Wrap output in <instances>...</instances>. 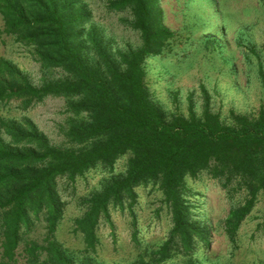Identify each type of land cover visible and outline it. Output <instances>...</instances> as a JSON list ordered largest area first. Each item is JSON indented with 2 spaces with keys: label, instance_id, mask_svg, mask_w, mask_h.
I'll return each instance as SVG.
<instances>
[{
  "label": "trees",
  "instance_id": "obj_1",
  "mask_svg": "<svg viewBox=\"0 0 264 264\" xmlns=\"http://www.w3.org/2000/svg\"><path fill=\"white\" fill-rule=\"evenodd\" d=\"M112 11L129 10L130 26L139 32L141 45L118 51L114 58L90 22L83 0H0L3 32L33 47L45 68H60L67 76L34 85L15 65L0 58V102L29 105L47 96L64 97L74 115L65 132L78 145L62 148L49 142L29 120H0L11 144L0 135V264L16 261L22 232L32 216L45 213V244L29 240L26 264H99L74 255L52 239L62 218L64 202L57 179L74 180L90 169L112 168L127 154L125 172L106 181L84 199L85 212L74 221L83 236L84 253L96 251L97 227L109 219L110 208H123L136 200V188L156 184L171 214L168 239L154 252L160 263L172 250L192 256L196 243L209 244L208 229L193 219L185 198L187 178L206 172L225 188L235 182L246 192L230 208L224 230L235 242L241 222L264 193V105L255 115L230 110V123L212 112L206 90L200 115L190 104L189 114L167 116L151 99L145 82L144 61L160 55L174 36L163 22L159 0H107ZM91 53L93 59L88 58ZM84 114V115H83ZM131 206V204H130ZM136 229V228H135ZM206 247V246H205ZM135 264H150L142 257ZM186 264H197L188 258Z\"/></svg>",
  "mask_w": 264,
  "mask_h": 264
},
{
  "label": "rangeland",
  "instance_id": "obj_2",
  "mask_svg": "<svg viewBox=\"0 0 264 264\" xmlns=\"http://www.w3.org/2000/svg\"><path fill=\"white\" fill-rule=\"evenodd\" d=\"M83 1L92 14L85 28L97 29L114 58H118V51L141 45L139 32L130 26L133 15L129 10L112 11L107 0ZM159 1L163 22L174 36L160 55L144 61L151 99L167 116H187L190 104L200 115L204 89L211 111L219 114L223 122H231L230 110L255 115L264 105V0ZM2 30L0 16V58L15 65L34 85L67 76L60 68L41 66L33 47ZM88 54L92 60V54ZM66 103L59 96H47L27 106L15 100L0 102V120L29 119L51 144L75 148L78 145L65 135L68 120L74 117ZM0 135L11 144L1 124ZM127 158V154L122 155L112 168L98 165L74 180L65 176L57 179L64 207L52 239L71 252L77 263L89 257L99 264H135L142 257L150 264H186L188 258L197 264H264V193H258L232 242L225 233L224 220L231 207L243 202L246 192L235 182L224 188L205 171L186 180L185 198L192 207L193 219L204 224L209 234V244L196 243L192 256L172 250L169 258L155 262L154 252L170 236L172 220L161 190L152 183L135 189V202L110 208L109 219L102 218L97 227L96 251L84 253L83 236L74 231V221L85 212V198L100 190L108 179L125 172ZM31 220L29 228L22 232L16 261L11 264H26L27 241L45 244V213ZM2 259L0 248V262Z\"/></svg>",
  "mask_w": 264,
  "mask_h": 264
}]
</instances>
